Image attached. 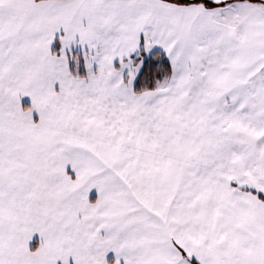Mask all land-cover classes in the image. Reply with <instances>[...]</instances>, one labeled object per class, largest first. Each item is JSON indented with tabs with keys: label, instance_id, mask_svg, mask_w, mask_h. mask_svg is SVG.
<instances>
[{
	"label": "snow or ice",
	"instance_id": "obj_1",
	"mask_svg": "<svg viewBox=\"0 0 264 264\" xmlns=\"http://www.w3.org/2000/svg\"><path fill=\"white\" fill-rule=\"evenodd\" d=\"M0 264H264V0H0Z\"/></svg>",
	"mask_w": 264,
	"mask_h": 264
}]
</instances>
